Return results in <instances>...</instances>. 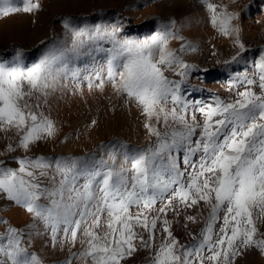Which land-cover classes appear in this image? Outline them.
<instances>
[{
	"label": "snow or ice",
	"instance_id": "snow-or-ice-1",
	"mask_svg": "<svg viewBox=\"0 0 264 264\" xmlns=\"http://www.w3.org/2000/svg\"><path fill=\"white\" fill-rule=\"evenodd\" d=\"M201 3L236 49L223 64L244 66L231 75L227 98L196 97L202 90L188 81L197 69L181 55L196 49L187 42L169 47L184 40L175 19L158 22L143 39L128 37L121 20L90 28L64 19L70 46L53 42L31 65L20 50L0 57V133L12 141L0 151V198L31 218L16 227L0 216V264H44L30 250L36 236L68 249L62 264H126L141 250L147 264H235L249 248L264 253V50L249 60L241 12ZM39 8L24 0L22 10ZM19 10L0 0V16ZM94 52L107 59L86 77L89 89L110 85L135 103L147 144L111 140L83 156L28 155L58 131L42 98L61 78L79 80L70 64ZM18 151L25 155H9ZM181 220L185 229L200 225L188 243L174 234Z\"/></svg>",
	"mask_w": 264,
	"mask_h": 264
},
{
	"label": "rangeland",
	"instance_id": "rangeland-1",
	"mask_svg": "<svg viewBox=\"0 0 264 264\" xmlns=\"http://www.w3.org/2000/svg\"><path fill=\"white\" fill-rule=\"evenodd\" d=\"M60 1L61 0H43L42 2H38L40 4V8L38 10L34 11V13H26L22 10L24 6V0H12V6L20 10L8 15L9 17L0 16V30L2 31L0 40V57L10 58L12 55H14L15 51L20 50L23 52L26 62L31 65L32 63L36 62V60H38L36 58H40V56L45 52L46 46L52 45L54 41L55 43H65L66 30L65 28H59V26H61L64 19H68L70 22L75 20L78 21L84 18L85 14L77 15L67 13L64 11V7L62 5L63 3ZM224 1L227 3L229 2V0ZM34 2L37 1L34 0ZM263 3L264 0H244L242 3L244 6H240L241 9L239 8L237 11L242 12L241 16H245V12H248L247 14L251 15L254 13L260 14V7H262L261 5H263ZM254 4L255 6L253 7ZM247 5L248 10H243V8L245 9V6ZM164 12L168 13L166 10ZM172 13L176 15L180 14L178 15L179 17H186V12L180 11L179 9ZM173 14L169 16H162L161 21L164 22L170 19H175ZM37 22L39 23L37 24ZM6 23L10 24L8 25ZM153 24L154 23L150 21L142 22L138 26L128 28L126 30V35L130 38L143 39L144 31H147L148 35L152 33L153 30H150V28ZM258 31L259 29H255L256 35L260 34ZM259 37L262 38L261 35H259ZM226 41L228 42L230 39L227 38ZM177 42L182 43L180 40ZM261 42L257 44V48L251 55L248 53L249 51L247 52V54L250 55V57H247L249 60L258 57L260 50H264V40ZM245 46L248 50H250L249 46ZM171 49L174 48L171 47ZM189 52L190 51H186V53L184 52L181 55L183 56L184 60L188 59L192 61V63L195 62L193 66H195L197 70L190 75V81H188V83L190 87H196L202 90L201 92L196 93V97L207 100L212 94H216L227 98L228 96H226V91L229 87L231 75L234 71H243L244 66L232 65L228 66L227 68V66L222 63V67L218 69L215 63L221 58V54L219 55L218 53V55H213L214 51H210L209 53L211 55L208 53L206 58L201 59L199 56H191L192 53ZM229 58L226 57L224 60ZM69 77L63 78L65 81L63 84L65 86L62 85V82H60L63 81L62 78L57 84V88L59 90H63L62 92L64 94L62 97L64 100H67L70 97V92L73 91V87H75V85L81 81L80 79L74 80L72 77L69 79ZM66 82H68V84L70 83V87ZM67 89L69 91H67ZM84 99L90 100L91 102L87 105L81 106L65 104L62 107L56 108L53 113L47 112V110L43 108L45 114L49 115L55 122V125L57 126L56 128L58 130L57 135L53 139L42 140L35 144L28 155L83 156L84 154L91 152L101 142H107L111 140H120L135 148H140L147 144L149 138L143 127L144 117L141 115L140 109L135 103H126L124 99L118 98L113 89L110 91L85 96ZM92 120L96 121L95 126H91ZM62 121H64V123ZM66 137L67 139H65ZM9 142L12 141H10L5 134H2L0 136V151H2ZM9 155L23 156L25 153L18 151L17 153H11ZM8 163L10 166L16 167L14 161L9 160ZM7 203L8 201L6 199L4 200L0 198V210L4 209ZM200 211V209L197 210L198 213ZM30 220L31 218L28 215V219L23 220L22 227L28 224ZM33 242L30 250L36 252L42 258L44 264H62V261H64L69 254L67 248L61 249L59 246L54 248L50 240L45 236H36L33 238ZM77 247H79V245ZM39 250L40 252H38ZM73 251H75V249H73ZM257 251L258 249L253 251L251 254L240 256L239 259H241V261H239L238 264H257V259L259 257H264V253ZM257 253L260 254L258 255Z\"/></svg>",
	"mask_w": 264,
	"mask_h": 264
},
{
	"label": "bare ground",
	"instance_id": "bare-ground-1",
	"mask_svg": "<svg viewBox=\"0 0 264 264\" xmlns=\"http://www.w3.org/2000/svg\"><path fill=\"white\" fill-rule=\"evenodd\" d=\"M237 1H239V2H237ZM243 1L244 0H236L235 3H232V0H229V2H228L229 4H228L224 0H211L212 3L217 4V5L224 6L227 4L228 9L230 11H236V12H238L237 10H239L240 6L243 5L242 4ZM60 2L63 3L62 5L64 7V11H66L67 13L77 14V15L78 14H85L84 18H82V19L80 18L81 20L71 21V23L75 27L88 26L90 28H94L95 25L101 24L104 26H109V28H110L111 24L115 23L117 20H121V22L124 24L125 34H127L126 30L128 28H131L133 26H138L142 22H149V21L154 23L152 25V27L150 28V30L154 31L155 28L157 27L158 22H162L161 21L162 16L172 15L173 14L172 12H175V10L179 9L180 11L186 12V17H184L182 15L183 13L181 14L183 17H179L178 15H180V14H178V15L173 14V15H174L175 21L177 22V25L182 26L181 30H180V35L184 37V40L182 41V43L187 42V43L191 44L196 49L195 51L189 50L192 53L191 56H194V57L199 56V58L204 59V58H206L207 54L210 51H214L216 55H218V53H219V55L221 54L222 56L215 64L217 65L218 69H220L222 67V63H223L222 61L224 60V58L231 57L232 55H234V53L236 51V49L233 46L232 41L230 40L227 42L226 41L227 38L220 35L216 31V29H214L212 27L211 23L209 22V13L207 12L204 5L201 3V0H61ZM254 6H255V4L253 5V7ZM261 6L262 7H260V11H261L260 14L254 13L251 15V14H247L248 12L244 11L246 13V15L241 16L240 20L238 22L240 29H241V34H240L241 39L245 45L249 46L250 50L248 53L250 55L257 48L256 47V46H258L257 44L259 42H261L262 40H264L263 39V37H264V3ZM165 10L168 13H165L164 12ZM243 10H244V8H243ZM10 23H6V24L9 25ZM38 23L39 22H37V24ZM234 23H236V22H234ZM8 25H7V27H8ZM2 27H4V26H2ZM59 28H64L63 22H62L61 26H59ZM3 29H5V28H3ZM255 29H259L258 32H260L259 35H261L262 38L259 37V35L255 34ZM7 30H9V29H7ZM65 32H66V38H65L66 42L60 43L58 41L59 42L58 44H60L63 47H68L71 44V38H70V33H68L67 30ZM1 34H2V31L0 30V40H1ZM147 35H148V32L144 31L143 36L145 37ZM9 36H11V35H9ZM6 38H5V40H6ZM177 41L178 40L170 41L169 47L170 48L172 47L174 49H178L180 47V44H182V43H178ZM249 54H247L248 55L247 57H250ZM38 57H39V55H38ZM212 57H213V55H212ZM36 59H39V58H36ZM106 59H107V53L94 52L90 56L85 55L79 59L73 60L72 63L70 64V68L72 69V71H76V70L80 71V73H81L80 80L81 81H79V83H77L75 85V87H73V91L70 92V97L67 100L66 99L64 100V98L62 97V95L64 94L62 92L63 90H59L56 87L54 91H50V94L46 98V102L44 101L43 98L41 100V103L43 104V108L45 110H47V112L53 113L56 108L62 107L65 104L66 105H73V106H75V105L76 106L87 105L91 101L84 99L85 96H88V95L90 96V95H93L96 93H101V92L112 90L110 85H107L103 91H99L95 87H93L92 89H89L88 84H87V80H86V77L93 70L98 71L104 66ZM185 61L189 65H193L195 63V62L192 63V61H190L188 59H185ZM203 64H202V66H203ZM227 68H228V66H227ZM225 71H227V70H225ZM69 76L71 77V75H69ZM70 77H69V79H70ZM62 80H63V78H62ZM191 80H193V79H191ZM194 80H195V78H194ZM189 81H190V79H189ZM60 82H62V85H64L63 82H65V81L63 80ZM68 82H66V83L68 84ZM222 82H223V80H222ZM215 86H217V85H215ZM69 87H70V85H69ZM68 89H67V91L70 90V89L69 90ZM226 92H227L226 96L229 97L230 93H229L228 89ZM108 101H110V100H108ZM62 122L64 123V121H62ZM2 134L3 133H0V136ZM197 210L198 209H196V211L192 212L191 214H197L198 213ZM28 215L29 214L26 213L23 208L12 205L11 202H9V201H8L7 205L5 206V208L0 210V216L9 220L11 222V224L16 226V227H22L23 220L28 219ZM204 215H207L206 209L204 210ZM173 227H174V234L179 238V240L182 243H188L191 239V237L189 236V231L198 232L200 225L189 224L188 229H185L184 221L181 220L180 222L175 223ZM2 230H3V226L0 225V231H2ZM37 237H39V236H37ZM33 243H35V242H33ZM33 246H34V244H33ZM253 251H256V249L255 248H249L247 251L243 252L241 255H239L236 258L235 264H238V262L241 261V259H239L240 256H242V255L245 256L246 254H251ZM38 252H40V250ZM148 255H149L148 252L141 250V251L137 252L136 254H134L132 257H130L127 260L126 264H147ZM257 264H264V257H259L257 259Z\"/></svg>",
	"mask_w": 264,
	"mask_h": 264
},
{
	"label": "built area",
	"instance_id": "built-area-1",
	"mask_svg": "<svg viewBox=\"0 0 264 264\" xmlns=\"http://www.w3.org/2000/svg\"><path fill=\"white\" fill-rule=\"evenodd\" d=\"M37 2H42L43 0H36Z\"/></svg>",
	"mask_w": 264,
	"mask_h": 264
}]
</instances>
